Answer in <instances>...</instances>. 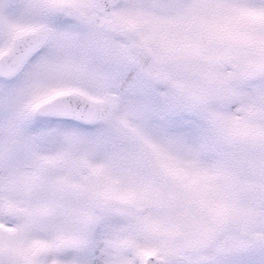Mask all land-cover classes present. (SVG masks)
I'll list each match as a JSON object with an SVG mask.
<instances>
[{"label": "snow or ice", "instance_id": "6c2138e0", "mask_svg": "<svg viewBox=\"0 0 264 264\" xmlns=\"http://www.w3.org/2000/svg\"><path fill=\"white\" fill-rule=\"evenodd\" d=\"M0 264H264V0H0Z\"/></svg>", "mask_w": 264, "mask_h": 264}]
</instances>
